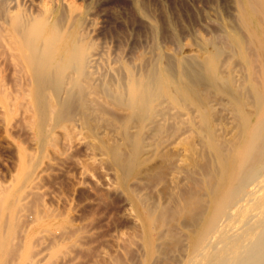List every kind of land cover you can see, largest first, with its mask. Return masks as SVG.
Returning a JSON list of instances; mask_svg holds the SVG:
<instances>
[{
	"label": "bare ground",
	"instance_id": "1",
	"mask_svg": "<svg viewBox=\"0 0 264 264\" xmlns=\"http://www.w3.org/2000/svg\"><path fill=\"white\" fill-rule=\"evenodd\" d=\"M24 2L0 0V63L14 75L13 87L0 77V125L34 136L12 144L0 179V264H77L95 229L46 179L92 189L78 149L132 223L94 264H264V0H228L215 35L186 49L173 28L176 50L156 41L133 61L92 42L95 23L68 0L36 14Z\"/></svg>",
	"mask_w": 264,
	"mask_h": 264
},
{
	"label": "rangeland",
	"instance_id": "2",
	"mask_svg": "<svg viewBox=\"0 0 264 264\" xmlns=\"http://www.w3.org/2000/svg\"><path fill=\"white\" fill-rule=\"evenodd\" d=\"M24 1H26V3L24 2L23 8L36 14L39 12V4H45L49 7H53L54 2L57 0ZM196 1L198 0H142V4L146 5L145 8L148 14H150V16L152 15L151 18L153 21L159 25V33L156 36L150 26L151 24L145 22L143 17H141L138 11H136L137 9L132 0H68V2H70L74 8L85 11L86 15H88L87 17H89L88 19L95 23H93L95 29L91 32L89 39L92 42H95L97 46L107 50L112 60H114V57H118L120 55L119 58L125 61H133L134 59L151 53L150 50H152L156 41L161 45L163 44L162 46L165 49L168 48L167 50H169L171 48L172 51L176 50L180 44H186V46H183L184 48L186 47V49L193 48L194 43L199 39L196 38V36L200 35L201 38H204L210 36L212 32L213 34L211 36L215 35L218 33V19L224 18L230 20L232 16L228 0H218L219 3L216 0L215 2L207 0V3L204 0H199L198 2ZM220 1L222 2L220 3ZM224 2L225 5H223ZM228 9L230 10L228 11ZM219 11L220 13H218ZM166 13L167 16H165ZM167 17L171 19V22H167L169 20ZM176 17L178 19H176ZM208 17L211 19H209L210 22H208ZM212 20L216 22L214 23ZM166 25H170V27ZM166 28L168 29L167 31ZM173 28L176 29L179 34L181 42L180 44L175 42L173 36H171ZM213 28L216 30V33ZM175 46L176 49L174 48ZM12 71L13 70L7 62L0 63V77L4 79L8 86L11 87L14 85V83H12V81H14V75H12ZM16 127V129H13L11 132L6 134L0 125L1 180L4 178V180H6L15 166L17 152L15 146L12 144L17 142L24 144V146H28L34 137L32 134V136H30L31 132L27 131L23 123L17 124ZM75 155L76 157L80 158L85 167H89L88 170L90 169L89 171L92 172L91 177L93 179H88L89 181H92V189L84 185V187L76 186V182L73 179L68 178V176L65 174L66 172H58L54 176L50 177V179L47 178L46 183L48 186L52 188L54 187L53 189L56 188L55 191L58 194L62 196L64 195V200L68 198L70 200L72 199L74 206L75 204L78 205V207L76 205L77 208L74 213L76 212L79 217L88 218L90 222H92V228L95 229L92 237L86 239L90 242L85 241V248H83V250H79V253L77 252L78 255H81H79L77 258L78 262L76 263L94 264L97 259L98 262L102 263L103 260L98 255L100 247H104L105 244H108L105 245V248L108 246V249H112L109 243H106V239L110 236V234L127 237L132 223L127 217H125L126 207L121 196L118 193L116 194V192L113 190H108L106 188V179L100 168L97 165L91 164V161L87 160V157L82 150H76ZM68 168H71V172H76L74 166H69ZM60 208L64 209V206L60 205ZM127 247V254L129 257L128 261L135 263L137 259V253L134 255V252L137 251L134 249L136 248H133L134 246L132 247L129 245ZM131 248H133V250ZM132 256L134 258H132ZM125 262L128 264L127 261Z\"/></svg>",
	"mask_w": 264,
	"mask_h": 264
}]
</instances>
